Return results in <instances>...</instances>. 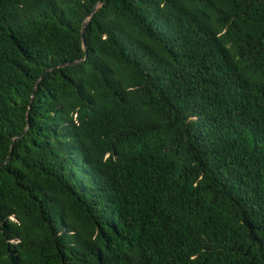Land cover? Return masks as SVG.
<instances>
[{
    "label": "trees",
    "instance_id": "obj_1",
    "mask_svg": "<svg viewBox=\"0 0 264 264\" xmlns=\"http://www.w3.org/2000/svg\"><path fill=\"white\" fill-rule=\"evenodd\" d=\"M0 264H264V0H0Z\"/></svg>",
    "mask_w": 264,
    "mask_h": 264
},
{
    "label": "water",
    "instance_id": "obj_2",
    "mask_svg": "<svg viewBox=\"0 0 264 264\" xmlns=\"http://www.w3.org/2000/svg\"><path fill=\"white\" fill-rule=\"evenodd\" d=\"M100 8H101V5H100V3L98 2V3L96 4V6L94 7V9H93L90 13H88V14L86 15L85 21L83 22V27H82L81 37H82L83 46H84L85 51L87 50V47H86V38H85V37H86L87 29H88V27L90 26L91 21H92L94 15L97 13V11H98ZM83 61H84V60H82V61H75V62H70V63L60 64V65L57 66V67H54V68H51V69L47 70V71L41 76L40 80L44 79V78H45L50 72H52L54 69H57V68H63V67H68V66H75V65H78V64L82 63ZM27 131H28V128H27V129H26V130H25L20 136H18L17 138L14 139L13 144H12V150H11V152H10V155H9L8 160H9L10 157L12 156V151H13V147H14L15 143H16L20 138H22V137L25 135V133H26ZM8 160H7V161H8Z\"/></svg>",
    "mask_w": 264,
    "mask_h": 264
}]
</instances>
